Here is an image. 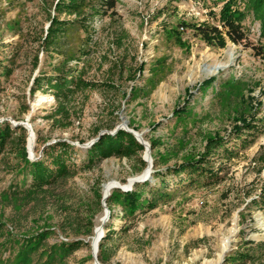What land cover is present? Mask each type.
<instances>
[{
	"label": "rangeland",
	"instance_id": "374dc122",
	"mask_svg": "<svg viewBox=\"0 0 264 264\" xmlns=\"http://www.w3.org/2000/svg\"><path fill=\"white\" fill-rule=\"evenodd\" d=\"M89 1L96 6L103 0ZM57 2L0 0V124L23 128L26 145L29 132L20 124L29 126L35 134L30 162L49 163L44 150L58 152L56 144H69L64 158L74 168L33 190L29 176L23 181L18 145L5 147L0 262L13 259V238L46 233L32 264L44 263L42 254L51 247L74 243L76 250L51 264H202L216 258L237 216L230 249L216 264H264V54L230 42L223 49L207 46L194 30L219 27L225 0H114L112 11L92 20L86 8L48 47L43 39L51 19L75 20L57 15ZM241 26L251 46L262 44L257 23L248 17ZM216 65L225 68L202 72ZM58 69L75 70L95 85L70 99L69 117L55 116L57 105L44 80L39 91L35 84L59 74ZM211 78L216 82L205 91L200 86ZM174 111L185 114L177 119ZM241 118L256 129L233 133L235 126L243 127ZM118 131L140 135L150 159L143 153L88 165L87 150L100 136ZM214 136L225 143L199 164L202 175H174L186 159L199 160L207 151L206 139ZM130 179H135L130 188L121 187ZM110 181L117 184L111 193L139 190L149 205L126 216L121 199L119 204L109 201L111 193L102 194ZM161 185L166 189L159 192ZM96 230L99 243L93 252Z\"/></svg>",
	"mask_w": 264,
	"mask_h": 264
},
{
	"label": "trees",
	"instance_id": "16d2710c",
	"mask_svg": "<svg viewBox=\"0 0 264 264\" xmlns=\"http://www.w3.org/2000/svg\"><path fill=\"white\" fill-rule=\"evenodd\" d=\"M199 1V0H194ZM89 0H58L54 6V11L57 15L64 14L67 17L74 16L75 20H60L54 17L50 21V25L47 29L43 43L46 46L54 45L60 36H63L77 21L83 11L86 8H90V20L96 16L106 15L107 12L112 11L115 8L114 0H103L96 6H89ZM250 17L254 23H257L259 28V41L262 44H258L257 47L251 46L247 42V37L242 29L241 24ZM219 27L217 26H203L199 25L194 27L196 35L210 47H216L223 49L227 42L234 45L244 44V46L250 47L255 51L256 55L264 54V0H225L223 6L220 9L218 16ZM183 27V26H182ZM87 29V26H85ZM180 44V42L178 41ZM36 64V63H35ZM143 68H140L139 73H142ZM59 74L49 79H37L35 84L39 91L41 80H44L47 89L52 93L57 109L55 116L63 115L69 117L67 104L70 99L79 91L93 89L95 85L84 82L81 76L74 75L75 70L68 69L65 72L62 69H58ZM10 71L6 72V68H3L2 74L8 76ZM156 73V72H154ZM216 82L215 79L205 80L200 87L209 89L212 84ZM174 117L179 118L184 116L185 112L174 111ZM242 122V126H235L233 133L240 135L243 129L254 130V126L247 124L244 119H239ZM18 132V134H17ZM98 136V130L95 131ZM245 140L240 141L242 145L247 142V136ZM18 145L16 156L22 164L24 173V179L29 176L31 179L30 186L33 190H40L43 187L53 184L56 180L69 175L71 168L66 165L65 156L71 146L66 143L56 144L58 152L55 147L43 152V157L49 159V163L44 161L30 162L28 160V154L26 150V133L21 127L16 130H12L7 123L0 124V156L5 147L9 144ZM151 149H154L155 142L150 141ZM224 139L217 136L209 137L206 139V152L200 155L199 160L186 159L184 165L181 166L174 175L188 174V175H202L199 164L205 163V161L211 160L215 151L223 147ZM237 145V144H236ZM235 145V146H236ZM55 151V153H54ZM144 153V147L140 145L132 134L124 131H118L114 136L103 135L101 136L88 150H87V163L91 165L96 160H104L111 157L130 159L132 157L141 155ZM161 157V156H159ZM141 166L144 167L145 163L140 160ZM166 189V186L161 185L159 192ZM163 196H158L157 199H162ZM120 199L123 201L125 207L126 216L133 215L138 211H142L149 205L148 201L143 199V193L139 190L134 192L120 193L112 192L109 201L117 202L120 204ZM110 232V231H109ZM46 237V233L37 234L23 240L19 238H13L12 246L17 249L14 253V257L10 262H0V264H32L33 260L31 255L36 253L41 246L43 239ZM78 248V244H60L58 246L51 247L49 251H45L42 255L45 257V261L42 264H51L56 259H61L64 255L70 254L72 251Z\"/></svg>",
	"mask_w": 264,
	"mask_h": 264
},
{
	"label": "bare ground",
	"instance_id": "6f19581e",
	"mask_svg": "<svg viewBox=\"0 0 264 264\" xmlns=\"http://www.w3.org/2000/svg\"><path fill=\"white\" fill-rule=\"evenodd\" d=\"M227 58H228L229 61L234 59V50L233 49L230 48V49L227 50ZM224 68H225V66L216 65V66L208 67V68L205 67L202 70V72L205 75H211V74H215L216 72H218L219 70L224 69ZM39 97H40V100L43 99L41 95H39ZM28 149L31 152V150H32V141H31V139H29V141H28ZM31 153L33 154V150H32ZM149 156H150L149 152L145 154L146 158L149 157ZM147 175H148V168L141 175V177L139 179L142 180V182H143L144 179L147 177ZM134 180L135 179H130L128 181L127 185L121 186V187L130 188L133 185ZM115 187H117V184L114 181H110V182L104 184V186L102 188V194L104 196L107 195V194H110L111 191L113 189H115ZM237 223H238V217L234 216V218L232 220V226L227 230L226 236L222 237L220 242H219L218 253L216 255V258L213 261L206 260L202 264H216L223 257L224 252H226V251H228L230 249V245H231V243L233 241V235L236 233ZM98 237H99V233L96 230L95 234L93 235V237L91 238V241H90V244H91L93 252H95V248H96Z\"/></svg>",
	"mask_w": 264,
	"mask_h": 264
},
{
	"label": "water",
	"instance_id": "95a60500",
	"mask_svg": "<svg viewBox=\"0 0 264 264\" xmlns=\"http://www.w3.org/2000/svg\"><path fill=\"white\" fill-rule=\"evenodd\" d=\"M21 126H23L24 128H27V131L29 132V135H28V139H27V145H26V150H27V154H28V160L29 161H31V159L33 160V155H32V150H33V148H34V141H35V134L30 130V128H29V126L27 125V124H20ZM129 133V132H128ZM130 134H132L133 135V137L135 138V140L140 144V145H142L143 147H144V155L146 154V153H148L149 152V145L147 144V143H145L144 141H142V139L140 138L141 136L140 135H138V134H136V133H131L130 132ZM101 137V136H100ZM99 137V138H100ZM98 138V139H99ZM29 139H31V141H32V150H31V152H30V150L28 149V141H29ZM148 159H150V157H148ZM105 197H107V195H105L104 196V198ZM98 243H99V240H97V244H96V248H95V252L97 251V249H98Z\"/></svg>",
	"mask_w": 264,
	"mask_h": 264
}]
</instances>
